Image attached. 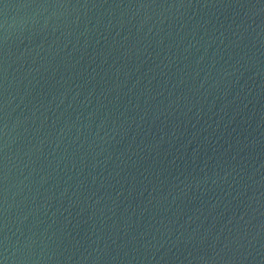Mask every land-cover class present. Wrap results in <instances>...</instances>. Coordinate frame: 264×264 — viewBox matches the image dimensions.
I'll list each match as a JSON object with an SVG mask.
<instances>
[{
  "label": "water",
  "instance_id": "water-1",
  "mask_svg": "<svg viewBox=\"0 0 264 264\" xmlns=\"http://www.w3.org/2000/svg\"><path fill=\"white\" fill-rule=\"evenodd\" d=\"M0 264H264V0H0Z\"/></svg>",
  "mask_w": 264,
  "mask_h": 264
}]
</instances>
